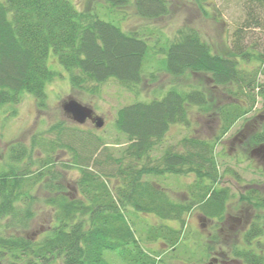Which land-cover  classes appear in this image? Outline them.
<instances>
[{
    "label": "trees",
    "instance_id": "16d2710c",
    "mask_svg": "<svg viewBox=\"0 0 264 264\" xmlns=\"http://www.w3.org/2000/svg\"><path fill=\"white\" fill-rule=\"evenodd\" d=\"M105 1L121 7L129 0ZM132 2L136 13L145 18L168 12V0ZM253 21L255 26H262L259 20ZM241 31L242 27L235 30L228 54L213 51L192 27L178 29L163 49V69L167 73L202 75L212 83V91L221 86L222 92L233 99L215 101L216 109L211 112L217 118L219 134L213 138L184 136L154 162L149 160L150 152L164 141L173 124H190L194 107L202 112L212 110L210 90L172 86L159 97L137 99L117 110L115 128L128 140L118 157L108 151L103 156L98 154L99 147L101 151L107 147L91 129L62 122L50 127L57 132L54 139L37 135L29 144L9 143L8 164L0 170V230L28 226L37 200L33 189L40 182L47 191L43 202L50 211L48 223L35 237L0 234V264H113L110 258L114 255L121 256L124 264H158L144 250L132 222L125 217L126 205L153 212L159 219L176 220L179 227L185 222L183 214L195 206L203 215L219 214L225 197L212 186L218 176L214 146L235 121L252 109L255 95L259 94L264 103V83H257L255 72L249 73L241 66L249 54L241 44ZM147 50L143 34L123 30L93 11L79 10L72 0H2L0 107L18 102L23 93L32 94L38 106L44 105L46 84L55 74L48 66L51 51L69 72L73 88L93 91L94 86L87 87L88 83L114 78L134 91L143 79ZM255 57L264 65V55ZM240 94L247 96L245 102ZM256 137L264 139V130ZM57 148L70 154L69 161H60V166L79 172L70 193L62 183L64 173L55 168ZM36 150L43 156L39 157ZM139 161L142 163L137 166ZM189 173L195 175V181L185 200L179 201L172 200L163 187L147 178ZM111 177L120 183L115 185L116 197L107 181ZM180 230L168 224L152 225L148 238L161 237L168 247H174Z\"/></svg>",
    "mask_w": 264,
    "mask_h": 264
},
{
    "label": "rangeland",
    "instance_id": "374dc122",
    "mask_svg": "<svg viewBox=\"0 0 264 264\" xmlns=\"http://www.w3.org/2000/svg\"><path fill=\"white\" fill-rule=\"evenodd\" d=\"M132 1L129 0L126 5L117 7L105 0H72L79 10L93 11L100 18L114 22L123 30L139 32L145 36L148 50L142 66L141 83L135 86L134 91L125 88L114 78L98 84L88 83L87 87L94 86L93 91L73 88L69 72L59 64L51 51L50 57L48 56V66L55 74L46 84L44 105L38 106L32 94L23 93L18 102L4 104L0 107V170L8 164L7 145L9 143L29 144L31 138L37 135L43 136L46 140L54 139L57 132L50 130V127L58 122H62L65 126L80 125L86 130L91 129L93 134L102 138L103 146L107 147L105 151H101L99 147L98 154L103 156L108 151L118 157L126 147L128 140L115 128L114 119L117 110L137 99L146 100L159 97L172 86L185 90L198 88L205 91L210 90L209 95L214 99L212 110L202 112L194 107L191 110L190 124H173L165 134L164 141L152 149L149 160L154 162L153 160L159 158L166 148L176 144L184 136L202 138L217 136L219 124H217L215 114L211 111L216 109L215 101L220 99V103H226L233 100L231 96L227 92L223 93L224 89L221 86L217 88L218 91H212L210 88L212 83L202 75H192L186 72L180 76H173L163 69L165 60L163 49L168 47L169 40L174 38L181 27H192L197 30L200 37L209 43L211 49L220 54L229 53L228 47L236 38L234 32L242 27L241 44L249 52L241 63L242 69L249 73L255 72V81L264 83V65L255 57V55H264V3L254 0H202L200 3L196 0H168L167 14L157 18H145L136 13ZM253 20H259L262 26H255ZM262 59L264 61V57ZM70 97L91 105L94 111L103 117L102 127L96 128L90 121L77 124L65 114L61 104ZM239 97L243 102L247 100L245 95L240 94ZM245 123L242 134L245 136L246 144H250V139L264 130V103L259 94L255 95L252 109L235 121L228 132L216 142L213 150L218 176L212 186L215 189L220 185L224 187L227 185L230 188L229 191H232L229 201L230 214L241 213L240 209L242 210V206L246 203L239 201L242 188L228 176V173L236 170L240 174V179L246 181L256 177L253 170L259 165L249 155L245 156L246 154L242 153L240 156L239 146L229 141L231 135L239 133V128ZM36 154L42 157L44 153L36 150ZM55 155L57 160L55 168L64 173L65 180L62 183L70 193L74 191V180L79 172L76 168L65 170L60 166V161H69L70 154L67 151L57 148ZM141 163L142 161H139L137 166ZM147 178L150 181H156L165 189L167 195L176 201L185 200L195 181L193 173L186 176L149 175ZM107 181L116 197L115 185L120 183L118 184L115 177ZM33 193L37 200L33 203L34 215L28 226L25 229L19 227L1 229L0 234H22L35 237L40 230H43L49 221L50 208L43 202L47 191L40 182L35 185ZM120 206L122 207L121 204ZM125 207V217L132 222V228L139 237L144 250L154 256L158 264H180L182 261L189 263L197 259L200 262L203 260L209 242H207L205 227H200V221L197 219L199 209L196 206L190 212L183 214L185 222L181 227L176 220L159 219L153 212H141L131 205ZM159 224H168L181 229L174 247H168L161 237L157 240L148 238L150 227ZM228 241L232 243L234 238H228ZM107 253L108 251L105 250L104 254ZM110 261L113 264H121V262L124 264V259L117 255L111 256Z\"/></svg>",
    "mask_w": 264,
    "mask_h": 264
},
{
    "label": "flooded vegetation",
    "instance_id": "af4514ba",
    "mask_svg": "<svg viewBox=\"0 0 264 264\" xmlns=\"http://www.w3.org/2000/svg\"><path fill=\"white\" fill-rule=\"evenodd\" d=\"M93 115L99 116L95 111ZM245 125L239 128V133L231 135L229 141L239 146L240 156L244 153L257 161L259 165L253 170L256 177L243 181L236 170L229 172L228 176L242 188L239 201L246 204L240 209L241 213L230 214L232 191L227 185L216 187L215 191L225 197L221 212L217 215L197 213L200 227H205L209 242L203 260L189 263L182 261L180 264H264V139L254 136L250 139L251 143L246 144L242 134ZM228 238H234V241L230 243Z\"/></svg>",
    "mask_w": 264,
    "mask_h": 264
},
{
    "label": "water",
    "instance_id": "95a60500",
    "mask_svg": "<svg viewBox=\"0 0 264 264\" xmlns=\"http://www.w3.org/2000/svg\"><path fill=\"white\" fill-rule=\"evenodd\" d=\"M61 108L65 114L79 124L87 120L94 122L95 127H102L104 120L101 116H94V110L91 106L78 101L75 98H68L61 104Z\"/></svg>",
    "mask_w": 264,
    "mask_h": 264
}]
</instances>
